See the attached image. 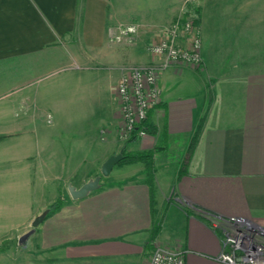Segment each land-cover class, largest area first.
Here are the masks:
<instances>
[{
  "label": "crops",
  "instance_id": "1",
  "mask_svg": "<svg viewBox=\"0 0 264 264\" xmlns=\"http://www.w3.org/2000/svg\"><path fill=\"white\" fill-rule=\"evenodd\" d=\"M177 17L199 29L202 65L170 62L148 114L156 133L121 144L115 85L128 65L160 63L148 48ZM129 24L134 40L115 41ZM159 145L152 190L133 163L69 196L122 148ZM59 196L26 264H147L156 245L223 264L215 219L264 228V0H0V244Z\"/></svg>",
  "mask_w": 264,
  "mask_h": 264
},
{
  "label": "built area",
  "instance_id": "2",
  "mask_svg": "<svg viewBox=\"0 0 264 264\" xmlns=\"http://www.w3.org/2000/svg\"><path fill=\"white\" fill-rule=\"evenodd\" d=\"M136 33V25H122L113 39L132 42ZM201 45L200 31L193 20L177 17L164 30L162 39L148 48L152 55L161 58L158 65H128L125 68L114 88L118 98V130L122 140H129L132 136L142 139L147 135L142 124L149 112L161 102L159 73L170 62L199 68L202 65ZM213 224L223 235V252L217 261L223 264H264V228L242 220L215 219ZM148 264H185V252L156 245Z\"/></svg>",
  "mask_w": 264,
  "mask_h": 264
},
{
  "label": "trees",
  "instance_id": "3",
  "mask_svg": "<svg viewBox=\"0 0 264 264\" xmlns=\"http://www.w3.org/2000/svg\"><path fill=\"white\" fill-rule=\"evenodd\" d=\"M203 121H204V116L200 119V122L195 129L191 144H189V147L187 150L188 154H190L191 150L193 149L197 141ZM142 127L145 130L147 135H154L156 133L154 126H152L148 122V117H147V120L143 122ZM133 140H135V136H132L131 141ZM162 150H164V146L162 145H159L152 150L142 151V152H125L124 148H122L123 158L117 165L124 166V165L133 164V163H142L144 165L145 182L150 186L152 190L153 181H154V173H155L154 155L155 153L160 152ZM64 200L65 199L62 196H59L58 199L49 207L48 212H53V211L58 210L65 202ZM157 233H158V227H155V230L153 231V234L151 236V240L155 238Z\"/></svg>",
  "mask_w": 264,
  "mask_h": 264
},
{
  "label": "water",
  "instance_id": "4",
  "mask_svg": "<svg viewBox=\"0 0 264 264\" xmlns=\"http://www.w3.org/2000/svg\"><path fill=\"white\" fill-rule=\"evenodd\" d=\"M123 158V154L122 151H120L117 154H113L111 156H109L101 165L100 168V175L96 176L93 180H90L88 182H86L85 184H83L81 187H79L78 189L74 188L73 186H68V193L69 196L74 199H82L84 198L88 193L96 190L98 188L99 185V181L101 177H108L109 174L111 173L112 169L122 160ZM48 211L45 210L43 211L40 215L36 216L32 223H31V227L32 229L25 235H23L20 239L19 242H23L25 241L33 232V229H35L36 227L39 226V224H41V222L44 220V218L46 217Z\"/></svg>",
  "mask_w": 264,
  "mask_h": 264
},
{
  "label": "rangeland",
  "instance_id": "5",
  "mask_svg": "<svg viewBox=\"0 0 264 264\" xmlns=\"http://www.w3.org/2000/svg\"><path fill=\"white\" fill-rule=\"evenodd\" d=\"M3 72H9V69H4ZM51 80H52V77L48 76L47 81H51ZM2 91H3V95L8 94L10 92V86L9 85L3 86ZM101 136H104V134L101 133ZM117 139L119 143L127 144L128 142L131 141L132 138L126 141L122 140L120 130H117ZM117 166L118 165H116L115 168H117ZM63 198L65 199L64 201H66L68 197H63ZM26 242L27 240L23 242L18 241V243L16 241H7L3 244H0V264H26V257H27L25 255L26 247H27ZM148 261L149 260L147 259V262H146L147 264H148Z\"/></svg>",
  "mask_w": 264,
  "mask_h": 264
}]
</instances>
